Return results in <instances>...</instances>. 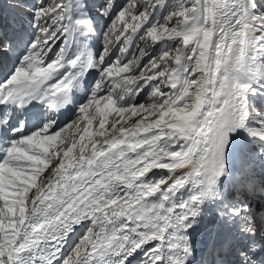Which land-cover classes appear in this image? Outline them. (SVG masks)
I'll return each instance as SVG.
<instances>
[{
	"label": "snow or ice",
	"instance_id": "6c2138e0",
	"mask_svg": "<svg viewBox=\"0 0 264 264\" xmlns=\"http://www.w3.org/2000/svg\"><path fill=\"white\" fill-rule=\"evenodd\" d=\"M0 264H264V0H0Z\"/></svg>",
	"mask_w": 264,
	"mask_h": 264
},
{
	"label": "bare ground",
	"instance_id": "6f19581e",
	"mask_svg": "<svg viewBox=\"0 0 264 264\" xmlns=\"http://www.w3.org/2000/svg\"><path fill=\"white\" fill-rule=\"evenodd\" d=\"M111 114L114 115L113 112H112ZM112 115H111V116H112ZM117 119H119V118L116 117V118H112V119H111V118H110V115H109V120H110V121H112V120H117ZM81 127H83V125H82ZM94 129H95V125L93 126V130H94ZM71 130H73V129H68V130H67V134H70V133H71ZM62 135H63V134H62Z\"/></svg>",
	"mask_w": 264,
	"mask_h": 264
},
{
	"label": "rangeland",
	"instance_id": "374dc122",
	"mask_svg": "<svg viewBox=\"0 0 264 264\" xmlns=\"http://www.w3.org/2000/svg\"><path fill=\"white\" fill-rule=\"evenodd\" d=\"M137 51H138V49H137ZM139 98V97H138ZM114 113V115H112L111 113H110V118L112 119V118H121L120 116H119V114H117V113H115V112H113ZM112 115V116H111ZM109 122H111L110 120H109ZM94 125H95V127L97 126L95 123H94ZM73 130H71V132H72Z\"/></svg>",
	"mask_w": 264,
	"mask_h": 264
}]
</instances>
